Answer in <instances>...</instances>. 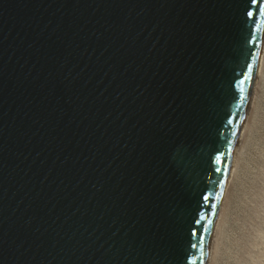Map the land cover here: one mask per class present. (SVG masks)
<instances>
[{"label":"water","instance_id":"1","mask_svg":"<svg viewBox=\"0 0 264 264\" xmlns=\"http://www.w3.org/2000/svg\"><path fill=\"white\" fill-rule=\"evenodd\" d=\"M263 29L264 0H0V264H206Z\"/></svg>","mask_w":264,"mask_h":264},{"label":"rangeland","instance_id":"2","mask_svg":"<svg viewBox=\"0 0 264 264\" xmlns=\"http://www.w3.org/2000/svg\"><path fill=\"white\" fill-rule=\"evenodd\" d=\"M264 78V74H263ZM225 204L214 264H264V79ZM263 82V83H262ZM244 144V143H243ZM225 224V225H224Z\"/></svg>","mask_w":264,"mask_h":264},{"label":"bare ground","instance_id":"3","mask_svg":"<svg viewBox=\"0 0 264 264\" xmlns=\"http://www.w3.org/2000/svg\"><path fill=\"white\" fill-rule=\"evenodd\" d=\"M263 74H264V29H263V34H262V39H261V44H260V49H259V55H258L253 88H252V92L249 98L247 110L242 120L241 127L239 129L238 136H237V139L234 145L232 160H231L228 176L226 179V184L224 186V189L222 191V194L219 200L216 216H215L214 223H213V228H212L211 235H210L206 264H214V261H215L214 258L216 254H214V252L217 249L220 237H222V227H223V223H225L224 222L225 204H226V200L228 197V191L231 185L230 182L231 183L233 182V178L235 176L234 174L236 173V166H238L237 164L240 161L241 153L245 146V138L249 131V125H250V122L252 121L254 110H256L255 105H256L258 95L260 93L259 91L261 90L260 86H261V81H263L262 80Z\"/></svg>","mask_w":264,"mask_h":264},{"label":"snow or ice","instance_id":"4","mask_svg":"<svg viewBox=\"0 0 264 264\" xmlns=\"http://www.w3.org/2000/svg\"><path fill=\"white\" fill-rule=\"evenodd\" d=\"M193 247H195V245H193Z\"/></svg>","mask_w":264,"mask_h":264}]
</instances>
